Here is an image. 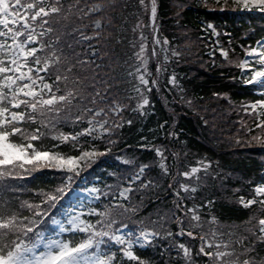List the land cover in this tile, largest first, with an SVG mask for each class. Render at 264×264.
Here are the masks:
<instances>
[{
  "label": "trees",
  "instance_id": "16d2710c",
  "mask_svg": "<svg viewBox=\"0 0 264 264\" xmlns=\"http://www.w3.org/2000/svg\"><path fill=\"white\" fill-rule=\"evenodd\" d=\"M68 2L76 3L77 0H65V4ZM92 2L99 0H79V8L74 12H85L86 6ZM105 3L102 13L90 14L80 22L85 24L103 17L101 37L97 42L104 67L94 69L92 66L77 65L72 75L87 78L86 82L90 84L94 71L107 74L111 86L109 95L122 105L120 114L110 113L108 119L119 127L115 128V135L80 141L83 144H95L100 152L106 148L111 151L99 157L92 167L81 171L73 187L65 194L64 204L75 191L92 186L101 192H108L106 185H110L118 196L116 185L127 187V178L131 173L137 170L139 164H147L149 167L141 180L133 185L136 190L129 194V199L121 201L136 211L125 213L122 209H114L112 213L114 219L122 220L132 231L149 229L159 233L145 248H134L142 260H148L150 264H189V259L184 257L183 250L178 247L184 244L190 249V264H208V258L200 252V236L207 234L209 239L212 238V226L207 222L213 216L219 222L215 225L216 231L223 232V239L233 244L238 253L243 252L242 240L249 249V257L257 261L264 258V244L257 243L252 232L248 231L258 224L264 212L260 210L259 204L246 208L239 203L240 197H252V187L264 181V143L253 139L254 136L264 135V130L258 131L255 127L259 123L257 117L244 111L243 106L250 100L258 99L259 95L258 89L244 85L238 67L239 61L246 55L245 49L254 47L264 37V12L243 9L233 0H156L157 31H154L151 0H145L147 7L141 5L139 0H105ZM177 12L180 15L177 16ZM201 21L215 26L220 48L223 47L229 53L227 59L217 51H214L212 58L205 54L210 42L200 35ZM76 22V15L69 21L55 23L54 20L56 34L64 32L65 23L75 27ZM137 22H140V27H136ZM141 32L150 38L146 43V55L150 56L147 69L151 72L148 78L159 81L158 85L151 86L150 91L144 90L150 103L143 110L137 107L138 93L133 91L139 87V82L128 76L130 66H140L134 61L133 54L141 44ZM165 37L167 44L163 43ZM156 38L161 44L153 45ZM67 42L65 38L68 56L84 52V45L68 49ZM153 46L159 51L158 57L151 56ZM165 52L167 60L164 59ZM173 52L180 55L174 56ZM158 63L163 68L159 73L156 71ZM55 74L54 69L49 79L54 80ZM173 75L175 85L170 82ZM61 87H64L63 83ZM89 91H92L91 87ZM214 93L227 94L230 102ZM86 126L85 122L75 131ZM248 128L252 129L250 133L246 131ZM61 130L70 132L74 129L69 122ZM237 138L239 143L236 142ZM42 143L50 146L59 142L49 138ZM155 147L162 150L163 162L168 166L167 173L160 167L161 157L155 152ZM43 150L48 151L50 147ZM57 151L79 154L73 151L71 144L61 145ZM204 159L212 162L207 172L201 167L191 177L183 175L192 167L199 166ZM125 160L134 163L125 164ZM33 176H25L19 181L24 192L20 196L21 200L31 199L32 189H47L48 186L61 183L59 177L54 176V170H42ZM141 184L146 186L141 188ZM181 184H188V190L182 189ZM177 191L182 197L178 201L181 207H195L196 214L201 217L199 223L192 220V212L175 211ZM111 203L102 197L91 207L104 210V206ZM177 216L183 218V227ZM84 218H89L88 213L84 212ZM194 225V236H188L187 233L194 230ZM201 226L203 232L200 231ZM50 227L54 231L58 230L54 225ZM114 227L118 228L119 223ZM64 238L78 241L80 236L66 235ZM220 250L223 251L222 248Z\"/></svg>",
  "mask_w": 264,
  "mask_h": 264
},
{
  "label": "snow or ice",
  "instance_id": "6c2138e0",
  "mask_svg": "<svg viewBox=\"0 0 264 264\" xmlns=\"http://www.w3.org/2000/svg\"><path fill=\"white\" fill-rule=\"evenodd\" d=\"M139 3L147 7L145 0H139ZM238 6L243 9L258 8L264 12V0H239ZM86 7L87 12L75 13L74 10L79 8V0L67 4L65 0H0V264H125V260L127 264H150L136 254L133 239L120 231L126 225L122 220L114 219L112 214L114 209H122L125 213L136 211L135 208L129 209L121 201L129 199V194L136 190L133 185L141 180L149 165L139 164L137 170L127 178V187L117 184L118 196L113 193L110 185H106L108 192H101L95 186L85 188L84 191L94 198L103 197L112 201L104 206V210L87 208V219L84 218L83 205L63 206L65 194L73 187L81 171L92 167L99 157L111 151L106 148L104 152H100L95 144L88 145L80 141L89 137L94 140L115 135V128L119 125L110 121L108 116L110 113L119 115L122 111V106L109 95L111 86L108 84L107 74L94 71L90 84L86 82L87 78L72 75V70L77 65L92 66L94 69L104 67L89 59L96 56V46L90 42L100 39L99 29L102 27L103 17L90 22L93 28L90 34H86L89 25L80 22L90 14L102 13L106 3L105 0H99ZM176 7L179 8L180 5L177 4ZM73 15L77 16V26L65 23L64 32L56 34L54 20L55 23L69 21ZM176 15L180 13L177 12ZM156 16L157 3L156 0H151L154 31H157ZM140 26V22H137L136 27ZM207 27L216 34L214 25L208 24ZM65 38L68 40V49L88 44L91 52H75L73 57L68 56L65 52ZM140 40H146L143 32L140 33ZM163 43H168L167 37ZM158 44L161 41L154 39L153 45ZM146 50V43H141L133 54L134 61L140 66H130L131 70L128 72L129 77L139 82V87L133 91L138 93L137 107L140 110L150 103L144 90L150 91L152 85L159 84L158 80L148 78L150 74ZM220 51L227 59L228 51L223 47ZM245 54L246 58L238 64L241 78L244 85L258 89L262 98L250 100L243 107L245 112H251L257 117L259 123L255 127L260 131L264 130V37L256 42L255 47L245 49ZM173 55L179 56L180 53L173 52ZM151 56H159L155 46L151 49ZM256 57L258 59L255 64L249 63V58ZM164 59H168L166 52ZM64 65L67 66L63 67ZM54 69L55 79L50 80ZM156 71H163L159 63ZM69 80L72 81L71 84ZM170 82L176 84L175 75L170 78ZM90 87L92 91H89ZM213 95L224 96L230 102L227 94ZM69 122L74 130L62 131V126ZM85 122L86 127L75 131L76 127ZM246 131L250 133L252 129L248 128ZM49 138L59 143H52L50 146L42 143ZM253 139L264 143V135L254 136ZM236 142H240L239 138ZM67 144H71L73 151H78L79 155L57 151L61 145ZM49 147L50 150H43ZM154 150L161 157L160 167L167 173L168 166L163 162L161 148L155 147ZM123 163L131 164L134 161L125 160ZM211 165L210 160L204 159L199 166L192 167L183 175L191 177L201 167L207 172ZM42 170H54V176H58L61 183L48 186L47 189H32V198L21 200L20 196L24 192L19 181L25 176L34 178L33 174ZM145 186L146 184L140 185L141 188ZM180 187L187 191L189 185L181 184ZM175 195V211L192 212V220L199 223L201 217L196 214L195 207L188 209L185 205L182 208L178 202L182 199L179 191ZM208 203L211 204V201ZM239 203L246 208L259 204L260 210L264 212V183L255 184L252 197H240ZM176 219L181 221L183 227V218L177 216ZM117 223L119 228L114 227ZM207 223L212 226V238L209 239L207 234L200 236V252L208 258V264H264V258L257 261L248 256L249 249L243 245L242 240L241 253L228 240H224V233L215 229V225L219 223L216 217H211V221ZM51 225L58 230H52ZM193 229L187 233L188 236H194L195 225ZM200 231H204L202 226ZM248 231L252 232L257 243L264 244V215ZM180 234L183 235V231ZM66 235H79L80 239H65ZM158 235V232L145 229L138 233L137 239L148 243ZM178 247L183 250L184 257L189 259L190 264V249L184 244H179ZM241 256L247 258L241 260Z\"/></svg>",
  "mask_w": 264,
  "mask_h": 264
},
{
  "label": "rangeland",
  "instance_id": "374dc122",
  "mask_svg": "<svg viewBox=\"0 0 264 264\" xmlns=\"http://www.w3.org/2000/svg\"><path fill=\"white\" fill-rule=\"evenodd\" d=\"M233 1L235 3H237V4H239V0H233ZM253 9H258V8H253ZM246 10H251V9H246ZM209 30L212 32V41L214 43L215 49L217 50V52H219L222 55V53L220 51V46H219V44L216 41V34L213 33L212 29H209ZM256 59H258V57L249 58V63L255 64L256 63ZM245 71H247V69H245ZM245 78H247V77H245ZM258 94H259V92H258ZM88 140H93V139L91 137H89ZM97 201H98L97 198H94V197L90 196V194L88 192H86V191L74 192L72 194V196L70 197V199L66 202L64 207H74V206H77V205H83L84 206V212H87V208H89L91 205H94ZM77 210H80V209L77 208ZM120 231L122 233H124L126 236H129V238L133 239L134 247L143 248L149 243V242L145 243L142 239H137L138 233L140 231L132 232L131 230H129L126 227L121 228Z\"/></svg>",
  "mask_w": 264,
  "mask_h": 264
}]
</instances>
